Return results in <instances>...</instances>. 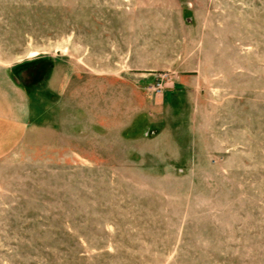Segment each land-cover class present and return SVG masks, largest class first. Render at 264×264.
<instances>
[{
  "label": "rangeland",
  "instance_id": "1",
  "mask_svg": "<svg viewBox=\"0 0 264 264\" xmlns=\"http://www.w3.org/2000/svg\"><path fill=\"white\" fill-rule=\"evenodd\" d=\"M0 67L66 121L0 160V264H264V0H0Z\"/></svg>",
  "mask_w": 264,
  "mask_h": 264
},
{
  "label": "crops",
  "instance_id": "2",
  "mask_svg": "<svg viewBox=\"0 0 264 264\" xmlns=\"http://www.w3.org/2000/svg\"><path fill=\"white\" fill-rule=\"evenodd\" d=\"M24 74V71L14 67H0V160L15 152L22 144L29 142L32 132L35 131H38V139L41 143L46 144L48 140L55 142L65 139L61 134V129L66 122L62 117L63 98L59 99V104L57 100L51 102V105L41 104L43 99L51 101L53 94H57L61 90L63 72L57 71L56 68L49 71L44 79V88L41 89V92L44 91L43 94L40 92L36 95L31 89L32 82L26 79ZM182 83L184 82L182 81ZM183 88L188 87L184 85ZM188 94L190 95V91H187ZM178 95L179 92L173 93L167 96V99L156 102L158 109L163 110L164 117L173 120L170 121L171 126L168 128L171 131L183 129L185 114L194 105L191 99L184 101ZM36 100L40 102L37 103ZM136 105L137 101L135 100L131 107H136ZM34 106L37 107L35 111ZM119 107V115L121 116L123 113L126 115L127 101L121 102ZM150 107L154 108V105L150 104ZM42 113L44 114L41 115ZM134 113V117H136L138 114ZM40 117L44 119H40ZM119 131L122 132L120 140L125 142V145L129 142L137 152L142 154L147 146L155 147L156 153L170 152L172 149L178 153L182 151V146L174 137L173 132L170 135L172 144H166L168 135L166 136L165 133H161L154 139H144L141 133L136 132L135 137L130 138V134L127 133V124L120 127Z\"/></svg>",
  "mask_w": 264,
  "mask_h": 264
}]
</instances>
